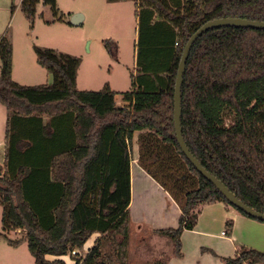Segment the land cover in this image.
<instances>
[{"label": "trees", "instance_id": "obj_1", "mask_svg": "<svg viewBox=\"0 0 264 264\" xmlns=\"http://www.w3.org/2000/svg\"><path fill=\"white\" fill-rule=\"evenodd\" d=\"M133 1L141 26L137 63L144 66L137 78L132 76V90L123 93L126 100L134 101L131 108L117 106V93L109 85L96 92L80 90L82 59L51 48L35 46L34 51L38 64L53 76L52 85L15 82L12 40L8 35L0 39V103L9 113L7 161L5 169L0 166V237L8 239L12 230H25L24 239L35 264H66L62 257L84 250L95 233L102 237L88 254H81L83 259L72 256L76 264H128L129 145L138 131L154 132L182 156L198 180V187L185 194L179 227L156 232L173 241L178 257L183 256V232L195 230L204 206L218 202L232 206L179 146L174 120L176 81L185 46L197 31L216 19L264 22V0ZM38 3L23 0L21 4L32 22ZM44 5L51 8L54 22L66 21L57 0H44ZM167 24L173 27L171 31L165 29ZM112 43L105 42L110 53ZM192 48L182 89L185 142L208 172L246 205L264 214V30L212 29ZM226 111L235 117L231 126L225 123ZM43 117L50 121L46 123ZM70 121L75 145L55 151L56 136L71 130ZM107 130H113L123 156L118 172L106 185L95 180V172ZM38 159L45 161L47 171L39 172ZM228 230L230 234L232 223H228ZM24 239L8 241L16 246ZM48 256L57 259L50 261ZM222 263L260 264L264 263V253L239 246L237 255L222 259ZM155 264H166V256Z\"/></svg>", "mask_w": 264, "mask_h": 264}, {"label": "crops", "instance_id": "obj_2", "mask_svg": "<svg viewBox=\"0 0 264 264\" xmlns=\"http://www.w3.org/2000/svg\"><path fill=\"white\" fill-rule=\"evenodd\" d=\"M20 1L21 2L19 6H11L12 13H16L19 7V9L22 11L21 4L23 0ZM97 1L98 2H94L93 0V3H91V5L88 7L93 9L92 16L88 14V10L90 9L81 8L75 10H62V12L67 16L66 21L62 22L63 25L80 28L89 22V20H91L92 23V31H89L87 37L85 38L87 41L89 40L88 58L86 59V61L89 63V68L87 72H82L83 79L81 81L80 73L85 59L82 60V64L78 71V88L83 91L96 92L102 90L106 85H109L111 89L117 93L115 97L117 106L121 108H131L133 107L134 101L126 100L123 95V93L132 90V79L129 74L131 64L126 63L124 59L119 54H117L115 49H112L114 56H111L112 53L110 54V52L105 48L104 44L106 41H112L113 46L115 45L120 48V45H123L125 42L132 39V36L129 34L130 28H128V24L131 21V16H134L137 27L133 36V42H135V58L133 63L136 67L138 51L137 44L139 37L137 4L133 0L115 3H110L108 0ZM50 9L51 8L49 7L46 8V12L43 15L45 16L46 21L54 23V19L50 15ZM48 14L50 16H46ZM74 16L77 17L73 23L72 18ZM5 22L6 21L3 20L0 23V39L4 35H7V32L5 33V29L2 27ZM164 27L167 29V31H171L173 28L172 26L171 28L169 24L165 25ZM95 28H97L98 32L93 31ZM128 36H131V38L128 39ZM12 44V78L14 81L16 82L15 73L18 66L22 67L23 73L26 76L35 75L37 72L36 65H38L39 62L37 61L36 53V58L33 60L28 50V48L34 49L35 45L30 44L26 48L25 45H22L16 50L15 41H12ZM94 45H101L103 49V52L97 59L91 57V54L94 53ZM158 46L161 47L162 43H159ZM104 51L108 52L109 54ZM110 63L116 65L115 67L122 66L124 68L123 70H117L119 68L108 70ZM125 69L128 71V79H121L120 76L123 75ZM150 82L151 79L147 81V83ZM8 115V110L0 103V166L3 169H5L7 161ZM43 119L46 123L50 121L49 117H43ZM56 121L58 123L60 120ZM61 121V123H63L64 120ZM71 127L72 121H70V128ZM52 135L49 136L51 137ZM103 136L104 150L101 160L96 166V171L100 170V173L105 175L106 178H103L102 181L107 185V183H109V179L116 172H118L123 155L120 148L116 144L113 130L105 131ZM56 137L59 141L58 143H54L55 151L61 150V147L63 146L71 147L75 145L76 134L72 128L68 133H61ZM153 142H158L163 144V146H166V144L161 141V138L151 131L135 132L133 140L129 145V153L131 158V202L129 206L131 223L130 247L128 250L129 258H131V254L134 255L136 251V249L131 247V244L136 242L135 246H140L141 248L147 243L148 236L146 241L145 239H142L140 243H137L136 238L141 235V233L143 234L146 232V234H149L150 240V235H153L155 238L160 236L156 234L157 231L176 229L179 227L180 218L183 212L181 208L184 205L185 199L183 200L184 197H179L181 195V193L178 191L179 189H176L177 191L173 190L175 188H173L171 184H168L161 179L162 176H164L169 171L167 166L164 168L166 164H162V161L165 160L163 153L165 151L167 152L169 148L167 147L166 150H162L161 147H154ZM46 145L47 144H45V146ZM51 152H53V150ZM42 158H44V156H42ZM44 162L45 161L43 159H38L39 172L47 171ZM158 173L163 175L161 176ZM0 213L2 222L0 232H2L3 208L0 210ZM228 223H232V231L230 234H228ZM194 229L195 230H186L182 234V258L176 255L175 247L172 253L166 257V264H223L222 259L234 258L237 255L239 246L264 253V222L256 221L243 216L237 212L236 209L226 205L223 202L204 206L198 218V223ZM25 234V230L15 229L8 234V239L0 237V263H36L34 257L28 258L24 252H21V244L27 241L24 239ZM101 237L102 235L100 233H95L86 243L87 245H85L84 250L79 252L82 254H88ZM20 239L24 240L20 244L18 243L16 246L10 245L8 241H17ZM160 247V245L155 246V248L158 250H160ZM47 258L50 261H55V259H57L53 256H48ZM62 259L67 262L66 264H75L74 258L71 255L64 256ZM153 259L154 258L150 256L148 261H155ZM128 264H132L131 261L128 262Z\"/></svg>", "mask_w": 264, "mask_h": 264}, {"label": "rangeland", "instance_id": "obj_3", "mask_svg": "<svg viewBox=\"0 0 264 264\" xmlns=\"http://www.w3.org/2000/svg\"><path fill=\"white\" fill-rule=\"evenodd\" d=\"M38 6H37V14L34 19V22L29 20L26 15L21 11L19 8L16 13H12L11 6H19L20 0H0V23L5 20V24H3V28L5 29V33L7 32L8 37L14 42L15 41V47L16 50L19 49L20 46L25 45V48L28 47V45L32 44L37 47L41 48H51L55 49L57 51H60L65 54H69L72 56L80 57L82 60L85 59V62H83V67L81 68L80 78L81 81L83 79V71L88 70V62L86 59L88 58V49H89V40L87 41L85 38L87 37V34L91 30V20L87 22L82 27H71L63 25L62 22L56 21L54 23L48 22L45 19V16L43 15L46 12V7L44 5V0H38ZM94 2H98L97 0H94ZM91 3H93V0H57L58 8H60V14H62V10L67 9H90L88 10V14L92 16V10L91 8H88ZM48 10V9H47ZM51 12V11H50ZM53 17V14H50ZM49 14L46 16H50ZM66 15V14H65ZM129 34L132 36H128L129 41L125 42L123 45H120L121 47L118 48V46L111 45V50L115 49L117 54H119L126 63L131 64L130 68V77L140 75L142 73V64L134 66V58H135V42L133 39V36L135 34V29L137 27L136 19L134 16H131V21L128 24ZM141 26L138 22V33H140ZM144 29V28H143ZM93 31L98 32L97 28H95ZM139 38V37H138ZM138 45V44H137ZM105 46V44H104ZM100 47V49H99ZM106 48V46H105ZM107 49V48H106ZM117 49V50H116ZM139 49V48H138ZM29 52L35 60L36 55L34 52V49H29ZM94 53L91 54V57L93 58H99L100 54L103 52V49L101 45L93 46ZM108 50V49H107ZM106 52V51H104ZM109 54L108 52H106ZM112 53L114 54L113 50ZM111 54V53H110ZM111 54V56H114ZM138 55V51H137ZM112 60V59H111ZM138 60V58H137ZM0 60V65H1ZM116 65L111 64L108 66V70H112L113 68H119L117 70H123L124 67L119 66L115 67ZM135 67V68H134ZM37 72L33 76H26L23 73V69L21 66H18L15 73L16 82L22 84V85H52L53 83V76L43 67H41L39 64L36 65ZM121 79H128V71L125 69L123 75L120 76ZM14 80V79H13ZM225 123L227 126H231L234 121L235 117L234 115L226 111L225 115ZM153 146L157 148H162V150H166L167 146H163V144L158 142H153ZM164 159L162 161V164L165 163L166 166L169 168V171L162 176L163 174L158 173L162 176V180L165 181L168 184H171L173 186V190L177 191L176 189H179V193L181 195L179 197H184V194H187L186 192L194 190L198 187V180L197 178L192 175L189 172L188 167L182 160V156L178 155L174 149L171 151L168 149V151L164 152ZM169 159V160H168ZM103 178H106L104 174L100 173V170L95 172V180L99 181L100 179L103 180ZM185 204V202H184ZM232 207V206H230ZM233 208V207H232ZM2 209V206H0V210ZM235 209V208H234ZM1 213H0V227H1ZM1 230V228H0ZM148 236V240H147ZM151 239L149 240V234L141 233L136 238L137 243H140L142 239L147 240V243L143 245V247L140 248V246H135L136 242L131 244V247L136 249L134 255L131 254V258H128V262L131 261L132 264H155L157 261H164L165 256H169L174 247L173 241L168 237H162L157 236L156 238L153 235H150ZM27 241L23 242L21 244V252H24L25 255H27L28 258L33 257L28 249ZM139 245V244H138ZM160 245L161 247L158 250L155 248V246ZM130 247V242H129ZM108 250V249H107ZM158 253V255H157ZM23 254V253H22ZM156 254V255H155ZM154 258L155 261H148L149 257ZM130 259V260H129ZM150 262V263H148ZM3 264V263H0Z\"/></svg>", "mask_w": 264, "mask_h": 264}, {"label": "water", "instance_id": "obj_4", "mask_svg": "<svg viewBox=\"0 0 264 264\" xmlns=\"http://www.w3.org/2000/svg\"><path fill=\"white\" fill-rule=\"evenodd\" d=\"M77 16L72 18V22ZM222 27H236V28H253V29H260L264 30V22L258 21H251V20H244L239 18H224V19H216L206 23L200 31H197L188 41V44L185 46L183 56L180 62V67L178 70V76L176 81V88H175V97L174 102V120L175 121V130L177 135V140L179 146L184 153V156L188 159V161L197 169V171L209 182H211L218 191L226 198V200L237 210H240L246 213L248 216L257 219L259 221L264 222V214L255 211L253 208L246 205L243 201H241L237 194H234L225 184H223L218 178H216L212 173L208 172L200 163V161L193 155L190 151L189 147L185 142V138L183 137V129H182V89L184 83V76L186 73L187 61L193 49L194 43L197 41L199 37H201L205 32H208L212 29L222 28ZM2 176V171L0 170V177Z\"/></svg>", "mask_w": 264, "mask_h": 264}, {"label": "built area", "instance_id": "obj_5", "mask_svg": "<svg viewBox=\"0 0 264 264\" xmlns=\"http://www.w3.org/2000/svg\"><path fill=\"white\" fill-rule=\"evenodd\" d=\"M224 234H225V232H224ZM81 254H82V253L79 252V251H73L71 256H74V257H77V258H81V257H82ZM82 259H83V257H82ZM74 261H75V260H74ZM81 262H83V260H82ZM75 264H76V261H75Z\"/></svg>", "mask_w": 264, "mask_h": 264}]
</instances>
